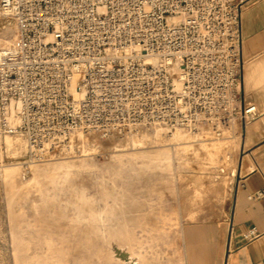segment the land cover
<instances>
[{
	"label": "built area",
	"instance_id": "1",
	"mask_svg": "<svg viewBox=\"0 0 264 264\" xmlns=\"http://www.w3.org/2000/svg\"><path fill=\"white\" fill-rule=\"evenodd\" d=\"M252 2L0 0V15L16 23L15 43L0 47V150L6 135L24 136L42 156L79 130L220 135L256 117L241 90V18Z\"/></svg>",
	"mask_w": 264,
	"mask_h": 264
},
{
	"label": "rangeland",
	"instance_id": "2",
	"mask_svg": "<svg viewBox=\"0 0 264 264\" xmlns=\"http://www.w3.org/2000/svg\"><path fill=\"white\" fill-rule=\"evenodd\" d=\"M13 34L16 23L0 15V47ZM241 122L220 135L79 130L42 156L24 136L6 135L0 264H191L196 248L215 254L228 232Z\"/></svg>",
	"mask_w": 264,
	"mask_h": 264
},
{
	"label": "crops",
	"instance_id": "3",
	"mask_svg": "<svg viewBox=\"0 0 264 264\" xmlns=\"http://www.w3.org/2000/svg\"><path fill=\"white\" fill-rule=\"evenodd\" d=\"M243 70L241 90L245 103H255L258 115L241 122V141L232 172L228 232L215 254L196 248L191 264H264V0H253L242 13ZM257 226L260 234L246 239L244 231Z\"/></svg>",
	"mask_w": 264,
	"mask_h": 264
},
{
	"label": "bare ground",
	"instance_id": "4",
	"mask_svg": "<svg viewBox=\"0 0 264 264\" xmlns=\"http://www.w3.org/2000/svg\"><path fill=\"white\" fill-rule=\"evenodd\" d=\"M14 32H15V31H14ZM8 33H9V32H8ZM5 34H6V33H5ZM10 34H12V33L10 32ZM8 35H9V34H8ZM13 35H14V37H15V34H13ZM9 36H11V35H9ZM9 36L7 37V36L5 35V38L2 40V41H3V44H4L5 46H7V45H13V44L15 43V39H14V37L10 38ZM14 106H16V104H15ZM157 126H158V125H157ZM160 129H161V128H159V129H158V128H155V129L153 130V131H154V132H153V133H154L153 135H156V136L159 135V134H160V131H159ZM178 133H180L181 136L183 135L182 132H179V131H178L176 134L178 135ZM183 133H184V132H183ZM176 134H175V135H176ZM7 136H8V135H7ZM24 141H25V143H26V147H27V141H26L25 139H24ZM7 142H8V143H13L14 141H13V139L8 138V139H7ZM10 145H11V144H10ZM10 145H9V146H10Z\"/></svg>",
	"mask_w": 264,
	"mask_h": 264
}]
</instances>
